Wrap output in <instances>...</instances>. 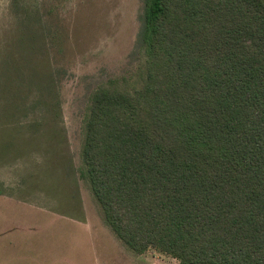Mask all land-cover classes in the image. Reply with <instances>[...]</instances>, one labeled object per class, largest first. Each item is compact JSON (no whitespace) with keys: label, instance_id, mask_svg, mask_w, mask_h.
Masks as SVG:
<instances>
[{"label":"trees","instance_id":"16d2710c","mask_svg":"<svg viewBox=\"0 0 264 264\" xmlns=\"http://www.w3.org/2000/svg\"><path fill=\"white\" fill-rule=\"evenodd\" d=\"M131 92L91 94L81 159L118 239L264 264V0H143Z\"/></svg>","mask_w":264,"mask_h":264},{"label":"rangeland","instance_id":"374dc122","mask_svg":"<svg viewBox=\"0 0 264 264\" xmlns=\"http://www.w3.org/2000/svg\"><path fill=\"white\" fill-rule=\"evenodd\" d=\"M143 0H0V264H180L135 253L81 159L91 94L131 92Z\"/></svg>","mask_w":264,"mask_h":264}]
</instances>
